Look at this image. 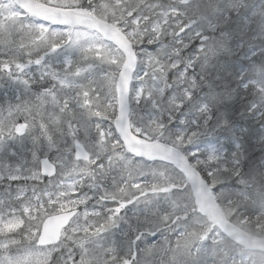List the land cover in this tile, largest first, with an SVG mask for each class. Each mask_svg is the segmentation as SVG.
Masks as SVG:
<instances>
[{
	"label": "snow or ice",
	"instance_id": "6c2138e0",
	"mask_svg": "<svg viewBox=\"0 0 264 264\" xmlns=\"http://www.w3.org/2000/svg\"><path fill=\"white\" fill-rule=\"evenodd\" d=\"M209 207L264 231V0H0V264H264Z\"/></svg>",
	"mask_w": 264,
	"mask_h": 264
},
{
	"label": "water",
	"instance_id": "95a60500",
	"mask_svg": "<svg viewBox=\"0 0 264 264\" xmlns=\"http://www.w3.org/2000/svg\"><path fill=\"white\" fill-rule=\"evenodd\" d=\"M30 2L38 4L39 0H30ZM206 211V217L210 222L219 224L221 227H225L226 230L233 232L236 235V239L248 245L249 250L259 251L255 245L260 241H264V238L253 236L231 223L218 207H209ZM57 227L58 225L56 222H50L45 225V231L47 234L52 235L56 232Z\"/></svg>",
	"mask_w": 264,
	"mask_h": 264
},
{
	"label": "trees",
	"instance_id": "16d2710c",
	"mask_svg": "<svg viewBox=\"0 0 264 264\" xmlns=\"http://www.w3.org/2000/svg\"><path fill=\"white\" fill-rule=\"evenodd\" d=\"M232 222H234L235 224L241 226L242 228L246 229L247 231L256 234V235H260V236H264V231H262L257 225L256 223L253 221L252 223H248L246 220L241 219L239 216H233V218L231 219ZM202 223L206 224L207 226L211 227L212 225L209 224L206 219H204L202 221ZM231 245H229L230 247Z\"/></svg>",
	"mask_w": 264,
	"mask_h": 264
}]
</instances>
